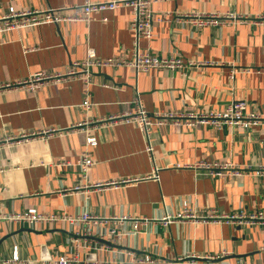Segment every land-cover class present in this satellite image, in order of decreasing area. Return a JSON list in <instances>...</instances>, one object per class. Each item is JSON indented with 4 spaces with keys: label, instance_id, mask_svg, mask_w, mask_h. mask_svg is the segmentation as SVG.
I'll list each match as a JSON object with an SVG mask.
<instances>
[{
    "label": "crops",
    "instance_id": "obj_1",
    "mask_svg": "<svg viewBox=\"0 0 264 264\" xmlns=\"http://www.w3.org/2000/svg\"><path fill=\"white\" fill-rule=\"evenodd\" d=\"M85 1L0 0V16L10 6L21 11L58 9ZM153 9L158 14L219 12L253 17L264 13V0H162ZM131 17L129 8H119L94 14L90 24H44L0 33V84L40 71L66 72L74 61L85 59L90 48L101 59L130 58L135 41ZM154 33L151 40L140 39L142 51L159 56L176 54L197 64L182 71L94 68L92 108L87 112L81 106L84 85L80 80L53 83L36 93L0 91V140L47 128H70L88 117L122 114L133 109L137 93L151 115L223 110L232 101H245L248 112L261 110L264 24L194 29L163 22ZM234 70L238 72L232 77ZM152 121L153 155L147 152V139L134 122L93 132L98 143L91 147L83 132L0 144V213L36 209L74 216L87 211L105 219L148 220L136 228L125 224V235L118 242L99 238L96 234L101 229L94 225L90 227L92 235H87V226L64 221L34 227L3 221L0 258L8 260L17 254L21 264H55L61 255L76 252L89 264H147L146 256L157 259L158 264H236L238 260L262 264L264 232L260 226L194 223L189 219L169 225L160 222L167 215L181 213L185 203L196 213L213 209L228 215L240 209H259L264 197V182L256 175L264 164L262 128L217 129L200 122L164 125L154 116ZM86 151L94 164L83 177L78 161ZM200 161L250 169L241 176L210 177L188 168ZM156 174L158 179L152 177ZM146 176L152 178L88 194L71 192L85 183ZM222 252L228 255L208 258Z\"/></svg>",
    "mask_w": 264,
    "mask_h": 264
},
{
    "label": "built area",
    "instance_id": "obj_2",
    "mask_svg": "<svg viewBox=\"0 0 264 264\" xmlns=\"http://www.w3.org/2000/svg\"><path fill=\"white\" fill-rule=\"evenodd\" d=\"M162 0H108V1H92L86 0L82 5H74L71 7L48 8V9H28L17 10L14 6H10L3 15L0 16V33H8L13 30L31 28L44 24H65L84 22L90 24L93 15L103 11H112L119 8H129L131 10L130 28L135 34V41L130 58L115 57L101 59L98 57L94 49H88L85 59L74 61L66 72H50L40 71L31 74L25 79L13 82H4L0 84V91L6 90H26L36 93L43 87L58 83L60 81L80 80L84 85L83 102L81 106L87 112L92 108V92L91 88L94 84V68H120L133 67L138 72H149L152 69H166L169 71L184 70L193 67L197 63L187 61L179 55L173 54L169 56H159L151 54L148 51H142L139 45L141 38L151 40L154 38V29L163 22H174L177 25H190L194 29L204 27L219 28L230 23L245 24L252 22L253 24H264V13L253 17L247 14L235 13H197V12H173L166 11L158 14L154 11L153 5ZM106 20V19H105ZM238 70H234L232 77ZM264 74V69H263ZM106 86H110L107 85ZM119 89V87H117ZM132 110H127L122 114L112 115L106 118H86L84 121L73 125L70 128H47L38 131L25 132L20 135L8 137L0 140L3 143H21L28 142L33 138L48 139L56 135H67L72 132H83L86 134V144L88 147L95 146L98 139L93 136V132H99L109 126L118 123H137L142 133L147 139V152L153 155V144L151 141V127L153 124L152 116L157 119L158 124H181L185 122L191 124L194 122L205 123L217 129L227 126L231 127H261L264 141V103L259 112H248V105L245 101H232L223 110H213L202 113L188 114H172V113H156L151 115L146 109L141 99V94L137 93L132 100ZM94 164V160L90 152L86 151L78 161L83 177H87L90 167ZM188 168L202 171L210 177H220L223 175L241 176L250 167L241 168L232 163H219L214 161H200ZM256 175L264 182V164L256 170ZM158 179V175L152 176ZM151 176L134 177L124 179L122 181H108L85 183L75 186L71 189L75 192L88 194L91 191L103 190L108 187H119L124 184L135 183L142 180H148ZM189 219L194 223H226L235 226H260L264 232V197L262 206L256 211L240 209L228 215L219 214L216 210L207 209L201 213H196L184 204V209L177 215H167L160 222L169 225L176 220ZM6 221L12 225H22L34 227L36 224L55 225L61 221L67 222L72 226H87V235H92L91 226H97L101 230L96 234L101 239L118 242L125 235V229L122 227L127 223H131L136 228L140 222L146 223L147 219H133L131 217H113L105 219L96 215H92L87 211H83L77 215L69 216L64 213H41L36 209H28L22 212L0 213V222ZM109 229L107 228L108 225ZM103 229V231H102ZM135 233V232H134ZM261 252L264 255V242L261 246ZM228 254L225 252L217 256L208 257L209 259H221ZM193 259L196 257H192ZM17 254L11 259L5 260L0 258V263L4 264H21ZM144 262L147 264H158L159 261L151 256H146ZM48 261L46 264H50ZM55 264H89V262L81 261L78 253L64 254L56 259ZM94 264H100L95 262ZM106 264V263H102ZM236 264H245L242 260H238ZM262 264H264V259Z\"/></svg>",
    "mask_w": 264,
    "mask_h": 264
}]
</instances>
